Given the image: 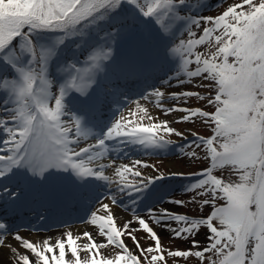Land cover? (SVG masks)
<instances>
[{
  "label": "snow or ice",
  "instance_id": "1",
  "mask_svg": "<svg viewBox=\"0 0 264 264\" xmlns=\"http://www.w3.org/2000/svg\"><path fill=\"white\" fill-rule=\"evenodd\" d=\"M207 9L206 0H0V264H168L166 255L264 264V0ZM173 82L182 90L166 96ZM132 85L139 99L125 111ZM141 101L181 115L160 120ZM198 121L210 135L171 126ZM133 154L202 166L118 163ZM177 179L189 182L177 189ZM113 206L131 218L118 222ZM186 206L197 211L178 210ZM73 210L95 236L58 220ZM49 222L64 230L21 234L22 223ZM158 228L188 247L165 248Z\"/></svg>",
  "mask_w": 264,
  "mask_h": 264
},
{
  "label": "rangeland",
  "instance_id": "2",
  "mask_svg": "<svg viewBox=\"0 0 264 264\" xmlns=\"http://www.w3.org/2000/svg\"><path fill=\"white\" fill-rule=\"evenodd\" d=\"M239 2H240V0H206V3L208 5V9L205 10L203 12V14L215 16V15L219 14L220 12H222L229 4L239 3ZM194 30H196V29L194 28ZM196 31H198V30H196ZM205 47L206 46H201L199 50L203 51V50H205ZM150 82L151 81H149V83ZM155 84L157 87H160V84H157V83H155ZM184 87L190 88L191 85H185ZM164 90H165L166 96H167L168 92H173V91L179 92L182 89L176 87L175 82H173V84L170 88L166 87ZM197 90L201 91L202 94H207L209 91L207 89H197ZM134 98L139 99V96L134 97ZM134 98H133V100L135 101ZM146 103H148L147 107L149 109L150 114L155 116V117H159L160 120L167 119L171 122L181 115L180 113H174L173 115L165 116L160 112V110L153 103H151L150 101H146ZM173 103H174L173 101H170L167 99L165 100V106H171ZM191 104L201 106L208 111L214 110L212 108V106L207 105L206 101H198V100L193 99L190 101V105ZM129 107L134 108L135 105L132 104L131 106H127V107L123 108V110L126 111ZM145 122H147V121H145ZM171 126L177 128L180 131H184L185 133H187L190 130H194V131H197L200 134L205 135V136L210 135V129L206 125L200 123L199 121L195 124H192V123H172ZM170 138L173 140H179L180 139L179 137H176V136H171ZM189 139H191V137H189ZM201 155H202V153H201ZM138 156H140V157H138L139 159L145 160L149 163H154L157 166H162L161 170H168L169 168H173V169L179 168L185 172H190V171H197L202 166V164L200 162H196V163L181 162V160L178 159L175 155H171V156L138 155ZM142 171H145V174H152V169H148V170L142 169ZM191 179H194V178H191ZM188 182H189L188 179H177L173 183L172 186L174 188L178 189L179 185L181 183H188ZM183 195H184L183 193L177 192L178 197H183ZM164 206L165 207H174L171 205H164ZM118 208H120V207H118ZM120 209H122V208H120ZM122 210H123L124 215L122 214L118 217V222H123L124 220L131 218L130 212L125 211L124 209H122ZM178 210L182 211V212H187V211L195 212V211H197V209L193 206H186L185 208H181ZM209 211H210V209L208 207H205L202 210V214H207ZM76 225L83 226L86 224L81 223V222H79V223L78 222L67 223L68 227H70V226L74 227ZM62 230H63V227L61 226L59 228H57V227L52 228V229L48 230L46 233H51L54 231H62ZM157 231L160 233V235L162 237V244L165 248H171L172 250H175L177 247H180V248H187L188 247V245L183 244L180 241L170 239L168 233L161 231L159 228L157 229ZM136 235H137L138 239H140V242L142 245L146 246L148 243H150V241L146 238V236L143 232L136 233ZM94 236H95V234H94ZM198 238L201 240L202 244L205 243V238L203 236L198 237ZM98 240H102V238L99 237ZM127 243L129 244L130 247L132 246V242L130 240H128ZM166 259L168 261V264H199L198 260L194 257H191V258H188L187 260H184L182 258L167 257V255H166ZM205 264H207V262H205Z\"/></svg>",
  "mask_w": 264,
  "mask_h": 264
},
{
  "label": "bare ground",
  "instance_id": "3",
  "mask_svg": "<svg viewBox=\"0 0 264 264\" xmlns=\"http://www.w3.org/2000/svg\"><path fill=\"white\" fill-rule=\"evenodd\" d=\"M141 104H143L145 107L148 106V103H146V101H141ZM113 210H114V213L117 215V217H119L122 214L124 215L123 210L118 208L117 206H113ZM37 228L40 229L39 226H37ZM70 228H71V230L74 231V233H81L83 231H90L95 235L97 233V229H95L94 227H91L87 224L83 225V226H81V225H76L74 227L70 226ZM62 231H54L51 233H45V232H40V231H29V228H28L26 230L21 231V234L24 235L25 237L32 238L34 240H39L42 238H46L48 236H58L60 234V232H62ZM97 238L99 239V237H97Z\"/></svg>",
  "mask_w": 264,
  "mask_h": 264
}]
</instances>
